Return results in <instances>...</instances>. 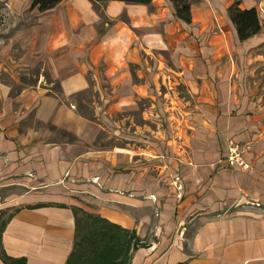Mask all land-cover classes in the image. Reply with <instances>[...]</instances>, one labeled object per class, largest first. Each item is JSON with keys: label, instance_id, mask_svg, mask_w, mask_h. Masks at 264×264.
<instances>
[{"label": "crops", "instance_id": "obj_1", "mask_svg": "<svg viewBox=\"0 0 264 264\" xmlns=\"http://www.w3.org/2000/svg\"><path fill=\"white\" fill-rule=\"evenodd\" d=\"M221 1L233 0H196L187 25L169 0H62L43 12L0 0L7 257L66 264L81 211L150 242L129 264H264V84L249 55L264 25L240 42L231 4L228 23L211 20ZM171 77L190 100L176 133L147 124ZM141 102L144 122L125 121ZM229 140L248 147V170L228 164Z\"/></svg>", "mask_w": 264, "mask_h": 264}, {"label": "trees", "instance_id": "obj_2", "mask_svg": "<svg viewBox=\"0 0 264 264\" xmlns=\"http://www.w3.org/2000/svg\"><path fill=\"white\" fill-rule=\"evenodd\" d=\"M62 0H34L33 8L48 11L55 8ZM95 6L108 1L122 2L132 5L150 6L153 0H91ZM174 8V16L178 21L190 25L192 23L191 7L196 0H169ZM240 2L235 1L227 9V15L234 26L240 42H245L258 35L262 30L261 20L255 8L242 9ZM7 222L0 219V258L4 264H26L24 260H13L6 256L1 238ZM87 228L83 232V228ZM130 234L132 252L144 247L134 232H129L98 216L85 212H76V233L73 251L66 264H129L123 252L125 243L121 236Z\"/></svg>", "mask_w": 264, "mask_h": 264}, {"label": "rangeland", "instance_id": "obj_3", "mask_svg": "<svg viewBox=\"0 0 264 264\" xmlns=\"http://www.w3.org/2000/svg\"><path fill=\"white\" fill-rule=\"evenodd\" d=\"M235 1H239L240 2V7H244V8H248L251 6H254L257 8L258 14L260 15V20H262V23L264 25V0H233V1H221V2H217L218 4H220V6H215L214 4H212L211 2V10L216 11L213 12L211 11V20L216 21V17L215 15H217V18L221 20V22H226L228 23V19L227 16L225 15L226 13V7L228 5H232ZM4 20L0 17V26L1 25H5ZM223 24V23H222ZM229 26V25H228ZM225 27L227 28V25H225ZM264 27V26H263ZM232 34L233 31L230 28V32H227L226 37L228 40L232 39ZM214 32L211 30V38L213 37ZM199 39H205V36H199ZM263 43V44H262ZM262 43L260 44L261 46H259V48L255 49L254 51H252L249 55H252L253 57L259 58L258 61L256 63H254V65H252L253 68V80L256 81L255 83H258L262 80V84H264V41H262ZM169 52H164L161 55L167 60V58L169 57ZM170 59V57H169ZM167 64V63H166ZM263 64V66H261ZM168 67H170L171 69V64L168 62ZM174 69V68H172ZM167 80H170L171 84L169 85V82H167L166 87H164L163 85H161L160 90H159V97L161 98V105H163L165 107L163 113L161 114L159 112V110L157 108H154L153 110H155L157 112V116L153 115V117H150L149 115L147 116V120L148 123L150 124L152 121H160V122H167L171 126V130H173L175 133L177 132V127L181 126L180 122H183L184 120H186V118L188 116H185V114L181 111L180 112V107H184V105H186L185 101H190L186 95L185 89L183 90V87L175 82L173 80V78L171 77L170 79L168 78ZM162 83V82H161ZM56 89V86L54 87ZM147 104L145 103H139L138 106L132 110H130L129 112H127V114L122 113L124 120L129 122L132 121L134 123H143L144 121V117L142 116V110L145 109V106ZM150 120V121H149ZM143 121V122H142ZM166 124V123H165ZM246 148V147H245ZM248 148V147H247ZM247 150V149H246ZM87 230V228H83V232H85ZM121 240L123 243H125V250L123 252V255L125 254V258L123 260H125L126 258L129 260H131L132 257V247L133 245H130V234H124L121 236ZM150 245V242H147L146 244H144V246L146 248H148V246Z\"/></svg>", "mask_w": 264, "mask_h": 264}, {"label": "built area", "instance_id": "obj_4", "mask_svg": "<svg viewBox=\"0 0 264 264\" xmlns=\"http://www.w3.org/2000/svg\"><path fill=\"white\" fill-rule=\"evenodd\" d=\"M229 146V155L227 158L228 164L230 166H236L244 170L249 169V165L245 162L243 158V152L247 147L243 148L239 144H236L234 141L229 140L228 141ZM259 207V205H257Z\"/></svg>", "mask_w": 264, "mask_h": 264}]
</instances>
